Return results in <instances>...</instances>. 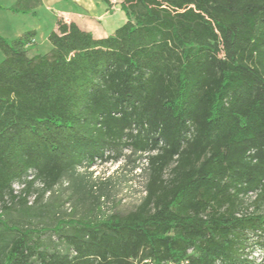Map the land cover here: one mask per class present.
Masks as SVG:
<instances>
[{
    "label": "trees",
    "instance_id": "trees-1",
    "mask_svg": "<svg viewBox=\"0 0 264 264\" xmlns=\"http://www.w3.org/2000/svg\"><path fill=\"white\" fill-rule=\"evenodd\" d=\"M30 2L0 9L35 16ZM120 9L105 38L58 18L51 52L33 57L36 31L0 34V202L19 183L26 206L37 181L52 191L124 150L146 160V195L124 215H102L95 195L102 216L54 227L64 252L0 214V264H264V0Z\"/></svg>",
    "mask_w": 264,
    "mask_h": 264
},
{
    "label": "rangeland",
    "instance_id": "rangeland-1",
    "mask_svg": "<svg viewBox=\"0 0 264 264\" xmlns=\"http://www.w3.org/2000/svg\"><path fill=\"white\" fill-rule=\"evenodd\" d=\"M31 0L30 5L36 11V15L13 14L0 9V34L8 40H13L27 31H36L31 45H27L26 51L29 57L36 54L51 52L52 46L47 40L48 34L58 28L56 16L59 10L67 2H55L53 0ZM68 1V0H67ZM80 5L79 14L83 21H93L99 24L102 30L114 32L126 22V16L120 9L123 0H111L108 6L102 0H74ZM49 2V3H48ZM15 0H0L5 8L13 6ZM64 3V4H62ZM67 5L73 6L70 2ZM68 22L70 17L66 16ZM62 19V18H59ZM4 58L0 52V62ZM124 156L118 160H97L90 166L86 165L78 169L76 176H65L52 190L43 193V185L37 181L26 197L27 205L23 206V185L14 184L16 201L7 198L8 208H4L0 202V214L9 225L24 227L35 231V238L39 243L50 250L64 252L66 246L60 235L54 231L56 224L68 220H95L102 215L118 213L127 214L136 209L146 195L145 185L147 177L143 165L146 160L139 154H131L130 150H124ZM94 186L90 195V187ZM95 189V190H94ZM95 195L100 197V209L98 212ZM255 196L247 197L248 212L256 211L252 204ZM251 204V205H250ZM259 212H264V204ZM72 233V229L66 227L62 234ZM6 234L5 228L0 225V237ZM258 252V251H257ZM254 255L260 259V252Z\"/></svg>",
    "mask_w": 264,
    "mask_h": 264
},
{
    "label": "crops",
    "instance_id": "crops-1",
    "mask_svg": "<svg viewBox=\"0 0 264 264\" xmlns=\"http://www.w3.org/2000/svg\"><path fill=\"white\" fill-rule=\"evenodd\" d=\"M16 1L17 0H15V3H16ZM53 1L61 2L60 0H53ZM45 2H47V1L43 0V3H45ZM66 2H67V4L71 2L73 4V6H69L67 4L63 5L59 10H57V12H55L56 16L58 18H62L67 23H70L72 21L75 22L82 30L91 32L94 35L95 38H105V37H108V36H110V35H112L114 33V32H112L113 30H111V32H107L105 30H102L100 28L99 24H97L96 22L83 21V20L79 19L80 18L79 17L80 14H79L78 10L80 9V5L74 0H68ZM62 4H64V3H62ZM0 7L5 8L1 4H0ZM4 11H6V10H4ZM66 16L70 17L69 22L66 19L67 18ZM53 30H56V29L53 28Z\"/></svg>",
    "mask_w": 264,
    "mask_h": 264
}]
</instances>
